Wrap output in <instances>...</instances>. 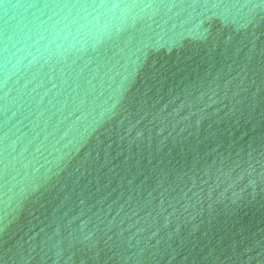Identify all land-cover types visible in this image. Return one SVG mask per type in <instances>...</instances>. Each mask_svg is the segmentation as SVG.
<instances>
[{
  "label": "clouds",
  "instance_id": "9594fccd",
  "mask_svg": "<svg viewBox=\"0 0 264 264\" xmlns=\"http://www.w3.org/2000/svg\"><path fill=\"white\" fill-rule=\"evenodd\" d=\"M0 20V264H264V0Z\"/></svg>",
  "mask_w": 264,
  "mask_h": 264
},
{
  "label": "water",
  "instance_id": "95a60500",
  "mask_svg": "<svg viewBox=\"0 0 264 264\" xmlns=\"http://www.w3.org/2000/svg\"><path fill=\"white\" fill-rule=\"evenodd\" d=\"M13 2H15V0H13ZM2 20H0V28H2Z\"/></svg>",
  "mask_w": 264,
  "mask_h": 264
}]
</instances>
